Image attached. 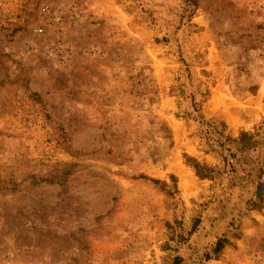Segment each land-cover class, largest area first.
Instances as JSON below:
<instances>
[{
  "label": "rangeland",
  "instance_id": "obj_1",
  "mask_svg": "<svg viewBox=\"0 0 264 264\" xmlns=\"http://www.w3.org/2000/svg\"><path fill=\"white\" fill-rule=\"evenodd\" d=\"M259 183L264 0H0V264H264Z\"/></svg>",
  "mask_w": 264,
  "mask_h": 264
},
{
  "label": "trees",
  "instance_id": "obj_2",
  "mask_svg": "<svg viewBox=\"0 0 264 264\" xmlns=\"http://www.w3.org/2000/svg\"><path fill=\"white\" fill-rule=\"evenodd\" d=\"M248 139L249 138H248L247 134L242 133L240 139L238 140V143L241 144L244 141V144H247V145H244L243 148H246L249 145ZM187 160H188V162H191L190 165L194 169L196 176H198L201 179L211 177V173L213 172L212 169H210L204 165H201L200 163H198L197 161H195L193 159L188 158ZM258 190H259L258 195H259V198L261 201L262 197H264V183L258 184ZM252 205H253V207L258 206V204L256 205V203H252ZM221 245H222V241L219 240L216 243V246H217L216 251H217V249L221 248Z\"/></svg>",
  "mask_w": 264,
  "mask_h": 264
}]
</instances>
